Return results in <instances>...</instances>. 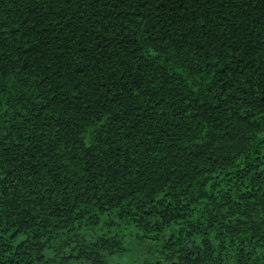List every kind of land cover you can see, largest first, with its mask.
Listing matches in <instances>:
<instances>
[{"label":"trees","instance_id":"1","mask_svg":"<svg viewBox=\"0 0 264 264\" xmlns=\"http://www.w3.org/2000/svg\"><path fill=\"white\" fill-rule=\"evenodd\" d=\"M264 264V0H0V264Z\"/></svg>","mask_w":264,"mask_h":264},{"label":"rangeland","instance_id":"2","mask_svg":"<svg viewBox=\"0 0 264 264\" xmlns=\"http://www.w3.org/2000/svg\"><path fill=\"white\" fill-rule=\"evenodd\" d=\"M113 264H137V262L133 263L130 257H117L114 258Z\"/></svg>","mask_w":264,"mask_h":264}]
</instances>
